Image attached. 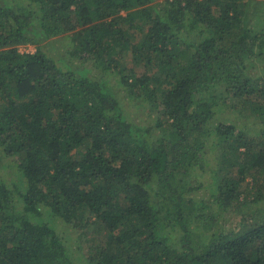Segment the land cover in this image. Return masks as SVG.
<instances>
[{
	"label": "trees",
	"instance_id": "obj_1",
	"mask_svg": "<svg viewBox=\"0 0 264 264\" xmlns=\"http://www.w3.org/2000/svg\"><path fill=\"white\" fill-rule=\"evenodd\" d=\"M262 11L0 0V264H264ZM117 87L159 113L158 134ZM232 103L257 126L220 119Z\"/></svg>",
	"mask_w": 264,
	"mask_h": 264
},
{
	"label": "rangeland",
	"instance_id": "obj_2",
	"mask_svg": "<svg viewBox=\"0 0 264 264\" xmlns=\"http://www.w3.org/2000/svg\"><path fill=\"white\" fill-rule=\"evenodd\" d=\"M261 13L262 14H258V15L262 17L264 12L262 11ZM257 21L258 20H254V22H257ZM142 38L143 36L139 35L138 38L136 37L134 39L135 41H139V40L141 41ZM54 42H56L57 45H59L63 49L64 44L61 43L59 39L54 40ZM19 50L21 52H32L33 53L36 51V46L30 45V44L21 45L19 47ZM128 64L132 65L129 57H128ZM139 70H142V68H139ZM116 83H117L116 80L112 78L111 84L115 85ZM115 90L119 91L121 93L120 96H122L121 98L124 99L123 96L125 95V92H122V87L121 88L117 87L115 88ZM125 98H126V102L129 105L127 107V111L130 115L131 120L134 121L137 125L142 126L144 128L152 127L153 128L152 133L158 134L159 128L156 126V123L158 121L159 113L151 110L147 104L141 105L138 99H136L135 101H133L132 99L128 101V98L126 97V95H125ZM245 112L247 111H242L238 108V104L232 103L230 104V106L222 109V111L220 112L219 118L222 120L229 119L230 121H233L240 128L243 127V125L245 124H249L250 126H253L257 122V119L253 115L246 117ZM256 126L257 125H254V128ZM11 159L12 158H7L5 159V161L11 160ZM9 170L3 168L1 169V172L4 173L5 176H8L10 175ZM240 189L244 194H247V195L250 194L249 191L251 192L255 191V187L252 184L251 178H249L248 181L243 182ZM204 191H206L205 187H204ZM203 194L204 192L200 191L197 197H199L200 199ZM263 194H264V189H263ZM263 202H261V204H263ZM60 224L61 225L58 227V229H60L61 233L66 234L67 236L68 235L74 236L76 234V231L72 230L71 226H67L64 223H60ZM106 235H107L106 229L99 222L93 225L91 228L87 229V239L84 241V245H83L85 255H87V253L89 252V249L92 246L102 243L105 240ZM76 244H77V241H76Z\"/></svg>",
	"mask_w": 264,
	"mask_h": 264
}]
</instances>
